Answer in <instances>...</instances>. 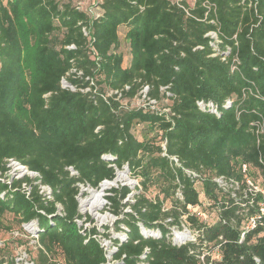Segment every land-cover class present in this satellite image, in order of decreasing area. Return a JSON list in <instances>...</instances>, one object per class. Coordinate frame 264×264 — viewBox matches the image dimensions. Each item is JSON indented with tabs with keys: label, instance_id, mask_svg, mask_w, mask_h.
<instances>
[{
	"label": "trees",
	"instance_id": "16d2710c",
	"mask_svg": "<svg viewBox=\"0 0 264 264\" xmlns=\"http://www.w3.org/2000/svg\"><path fill=\"white\" fill-rule=\"evenodd\" d=\"M91 2L97 18L67 0H0V230L10 228L6 213L18 229L34 221V264H100L96 228L75 220L78 184L98 188L127 167L137 180L132 200L123 201L127 185L105 195L114 229L126 228L113 240V264H264V224L244 228L264 190V0ZM145 85L156 109L122 105ZM8 159L39 176L8 179ZM252 170L263 179L258 191L247 184ZM39 184L50 187V199ZM200 192L217 211L213 223L189 210L201 204ZM183 223L197 235L174 244L170 226ZM0 264H13L6 247Z\"/></svg>",
	"mask_w": 264,
	"mask_h": 264
},
{
	"label": "rangeland",
	"instance_id": "374dc122",
	"mask_svg": "<svg viewBox=\"0 0 264 264\" xmlns=\"http://www.w3.org/2000/svg\"><path fill=\"white\" fill-rule=\"evenodd\" d=\"M70 1L72 3H76V2H81L83 6H88L89 4H91V0H67ZM192 0H189V3H191ZM123 32H124V28H120L119 29V35L121 36V38L123 37ZM120 50L123 53V65H126L128 60H129V54H128V46H127V42H125V40L122 38L121 44H120ZM165 102H167V100H164ZM121 103L124 107H137V106H141L143 101L139 96H135L130 100L127 99H121ZM161 105L159 104L158 107H160ZM140 128L141 126H137L136 129H134V133L135 135H137L138 137H140L141 133H140ZM11 171L13 170L14 173H19L20 169L17 167L16 164H12L10 166ZM122 170V169H120ZM117 171V170H116ZM252 177L250 179L247 180V184L249 185V187H251L252 190L254 191H258L261 189L262 185H263V179L261 177V175L258 173V171L256 170H252ZM12 176V173H9ZM127 176V180L123 181V182H117V184H112L109 187L105 188V190L103 191L102 194V199L98 202L97 205H95L94 207L92 206H88L86 207V209L81 210V208H83L84 206H80V200L82 199H89L90 201H92V197H91V193H89L88 191H85L84 189L86 188H90V186L87 185H82V184H78L79 187V193L77 195V201H78V211L79 213L82 215L81 219H80V224H82L83 226L86 227H96L99 226L100 228H104L105 233H108V238H112V239H118V237H125L123 232V229L120 230H115L114 229V222L116 220V216L113 215L111 212H109L108 210V201L105 198V195L107 194L106 190L109 189L110 187H118L120 185H127L131 191L127 194V196L123 199V201L128 200L131 201L132 200V195L134 193H136V189L135 186L137 185V180L135 178H133L129 172L126 174ZM11 178V177H9ZM106 181H111V180H106ZM223 187H231V182H226V181H222L221 184ZM197 188L200 190V184L197 183L196 184ZM236 187V185H235ZM100 188V186L98 187ZM92 189H96V188H92ZM156 193V189H151L147 194L148 197H153L154 194ZM199 199L201 201V204L197 207V212H198V216L200 219L204 220L207 223H213L214 221H216L217 219V211L215 209V207L211 204V201H209L208 199H206L203 195L202 192H200L199 194ZM124 210H129L128 206H126L124 208ZM86 217H88V219H85ZM4 223H7L10 225V228L7 230H0V248L6 247L7 251L12 255L13 259L15 257H18L19 255L22 256V264H24V261L26 259L32 260L34 262V259L36 257V247H35V242L34 241H29L30 238L25 237V236H20L17 237L16 235L13 234V230L17 229V223L15 221V219H13V216L9 213H6L4 215ZM124 225H120V227L122 228ZM183 227L180 228H186L187 230H189L190 234L192 235L193 239L194 237H196L197 233L196 231H194V229L189 228L186 224H182ZM170 227H175L174 226H170ZM178 228V229H180ZM154 231H157V229H153ZM176 230V229H175ZM205 253H208L211 255V257H217L218 253L215 250L212 251H204Z\"/></svg>",
	"mask_w": 264,
	"mask_h": 264
},
{
	"label": "built area",
	"instance_id": "2783aa9c",
	"mask_svg": "<svg viewBox=\"0 0 264 264\" xmlns=\"http://www.w3.org/2000/svg\"><path fill=\"white\" fill-rule=\"evenodd\" d=\"M176 2L179 3V0H176ZM76 7L86 10V12L92 18H97L101 14L100 8H99V6H97L95 4V2H93V3L91 2V4H89L88 6H83L82 3L78 1ZM83 32H84V34H87V31L84 28H83ZM205 36H209L211 39H213V42H218L219 41L217 39V35H216L215 31H208L205 34ZM228 53H229V47H226L225 52L221 53V57L220 58L222 60H224L225 56ZM215 54L216 53H212V55H215ZM237 63H238L237 57L234 56L232 58L231 69L235 68ZM62 85L63 86H68V84H66L65 80H62ZM125 88H127V86H125ZM147 89H148V87L145 85V86L142 87V89L139 92L140 98L143 101L141 106L148 105L151 109H156V100L152 99V98H149L146 95ZM114 93H118L117 90L114 91ZM117 95H119V93ZM230 104H231V99L230 98L226 99L225 100V106H229ZM197 105L199 107H201V108H207L208 110H210L213 113H218L217 106L215 104H213L212 102H210V101L205 103L203 100H199V101H197ZM251 124L254 125L255 134L259 135L262 132V129H263L262 121L261 120H256V121L252 122ZM171 159L174 160V162L176 164H178L177 158L175 156H171ZM12 164H16L17 165V167L20 169L19 173H14L13 170L11 171L10 166ZM7 166H8V170L6 171L5 176H7L8 179H10V180L13 179V178H21V177H23L25 175L30 177V178H36V177L39 176L37 172L27 169L26 166L20 164L18 161L13 160V159H8ZM243 168L245 169V165H243ZM10 172L12 173V176L9 174ZM70 172L74 173V171L71 168H70ZM9 177H11V178H9ZM214 179L220 185L222 184V181H224V179L222 177H215ZM103 181H105V180H103ZM36 182H38V181H36ZM22 187H24L27 191H29V189H30V186L26 185V183H22ZM38 187H39V192L42 193L45 198H48V199L51 198V189H50L49 186L44 185V184H39ZM261 192H262V199H261V202L259 203L258 211L255 214L249 216L246 219V221L244 223L245 230L253 228L257 222H259L260 224H264V190H261ZM189 210L192 211V212L198 213L197 212V207H190ZM80 219L81 218H76L75 219L76 222L78 223V225H82V224H80ZM83 227L86 228V226H83ZM95 228H96L97 231L95 233H93L92 235H90V236H92L94 239H96L98 241V243L100 244V246L102 247V249H103L105 260L102 261L100 264H113V263L118 262L117 259L113 258V254L117 250V246L115 245V243L113 241L114 239L108 238V236L104 235L105 231H104L103 227L100 228L99 226H96ZM140 228L142 230H144V232L147 231L143 227H140ZM121 229H123L122 233H124V236H125V232H124V230L126 229L125 226H123ZM151 231L153 233L151 232L149 234H152V235H155V234L157 235L159 233L158 231H153V230H151ZM12 232L17 237L25 236V237L30 238L29 241H31V242L34 241L36 248L40 246L38 244V242H37V235L38 234H37V228L35 226V222L34 221H29L27 223H23L21 225V229L17 228L15 230H13ZM170 233H171V240H172V242L174 244H182V243H185L186 241L194 240L192 235L190 234L189 230H187L185 227L184 228H180V229H178V227H176V228L175 227H170ZM176 233H185V234L188 235V237L180 238V237H177ZM243 234H244V231L241 232L240 236L242 237ZM123 238L124 237H118V240L121 241V240H123ZM122 257H124V255H122ZM21 260H22V256L19 255L18 257H15L13 259V264H22ZM24 264H34V262L32 260H29V262H28V259H26L24 261ZM140 264H144V263L141 262Z\"/></svg>",
	"mask_w": 264,
	"mask_h": 264
},
{
	"label": "bare ground",
	"instance_id": "6f19581e",
	"mask_svg": "<svg viewBox=\"0 0 264 264\" xmlns=\"http://www.w3.org/2000/svg\"><path fill=\"white\" fill-rule=\"evenodd\" d=\"M127 180V176L126 174L122 171V170H117L115 177L111 180V181H103L99 186L100 188H96V189H92V187L90 188H86L84 189L85 191H88L89 193H91V197L93 198L92 201H90L89 199H82L80 200V206H84L83 208H81V210L86 209V207H94L95 205L98 204V202L102 199V194L103 191L105 190V188L109 187L110 185H114L117 184V182H123ZM152 231H147V233H151ZM153 233V232H152ZM177 237L180 238H186L188 237L187 234L185 233H176Z\"/></svg>",
	"mask_w": 264,
	"mask_h": 264
},
{
	"label": "water",
	"instance_id": "95a60500",
	"mask_svg": "<svg viewBox=\"0 0 264 264\" xmlns=\"http://www.w3.org/2000/svg\"><path fill=\"white\" fill-rule=\"evenodd\" d=\"M122 171H123L125 174H127V173L129 172V170H128L127 167H124V168L122 169ZM141 231H142V233L144 232V230H142V229H141Z\"/></svg>",
	"mask_w": 264,
	"mask_h": 264
}]
</instances>
